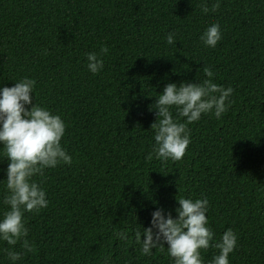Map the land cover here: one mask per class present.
Instances as JSON below:
<instances>
[{"label": "trees", "instance_id": "trees-1", "mask_svg": "<svg viewBox=\"0 0 264 264\" xmlns=\"http://www.w3.org/2000/svg\"><path fill=\"white\" fill-rule=\"evenodd\" d=\"M206 2L205 14V0H0V86L33 79V104L61 115L73 158L33 177L49 205L25 213L32 251L17 264H173L166 249L142 255L135 231L157 208L175 218L181 197L208 198L214 239L229 228L238 235L230 264H264V0H219L215 12L217 0ZM212 24L223 35L208 48L200 36ZM101 46L109 53L93 75L86 53ZM205 66L233 88L231 106L188 125L181 160L147 159L155 97L168 83L207 79ZM4 194L0 182V215ZM7 248L0 241V264H11ZM216 254L201 250L204 264Z\"/></svg>", "mask_w": 264, "mask_h": 264}, {"label": "clouds", "instance_id": "clouds-1", "mask_svg": "<svg viewBox=\"0 0 264 264\" xmlns=\"http://www.w3.org/2000/svg\"><path fill=\"white\" fill-rule=\"evenodd\" d=\"M219 7L217 0L211 11L215 12ZM209 10L205 0L202 11L206 14ZM222 35L220 25L212 24L200 40L205 47L215 48ZM166 41L168 45L176 44L175 33L170 32ZM108 53L107 46H101L99 53H86V67L91 74L102 72V57ZM203 71L207 79L179 85L168 83L155 97L151 106L157 115L151 129L154 130L155 143L147 159L181 160L191 144L188 125L198 122L202 115L211 114L220 119L231 106L233 88L215 83L214 72L207 66ZM34 87L35 81L28 77L10 88L0 86V148L8 161L3 170L6 179L0 181L5 188L3 204L8 206V210L0 215V241L9 245L5 253L11 264H17L24 254L32 251L27 239L29 229L25 213H39L49 205L46 191L33 177L60 164L71 165L73 160L61 143L66 133L65 121L46 107L33 104ZM176 201L179 207L175 209V218L171 212L157 208L151 213L150 227L143 228L142 232L135 231L141 254L151 256L155 249H166L173 264H204L201 250L213 247L218 254L210 264H230L229 257L238 246V235L229 228L218 240L214 239L216 234L209 227L207 217L208 198L181 197ZM114 237L124 242L130 239L125 230L114 231ZM18 243L21 251L15 250Z\"/></svg>", "mask_w": 264, "mask_h": 264}]
</instances>
